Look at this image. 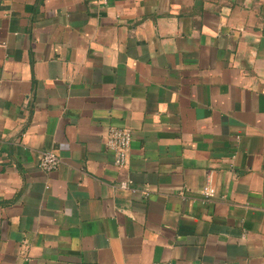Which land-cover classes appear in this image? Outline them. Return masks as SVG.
Instances as JSON below:
<instances>
[{
  "label": "crops",
  "instance_id": "obj_1",
  "mask_svg": "<svg viewBox=\"0 0 264 264\" xmlns=\"http://www.w3.org/2000/svg\"><path fill=\"white\" fill-rule=\"evenodd\" d=\"M0 264H264V0H0Z\"/></svg>",
  "mask_w": 264,
  "mask_h": 264
},
{
  "label": "built area",
  "instance_id": "obj_2",
  "mask_svg": "<svg viewBox=\"0 0 264 264\" xmlns=\"http://www.w3.org/2000/svg\"><path fill=\"white\" fill-rule=\"evenodd\" d=\"M131 130L123 125H109L104 136V145L113 153L114 164L119 168H124L128 163V156L131 143ZM59 164V157L50 149H45L40 152L38 166L43 170H52ZM131 179L128 177L119 181L120 188H129ZM202 194L205 197L214 196L215 191L210 184L205 183L201 188Z\"/></svg>",
  "mask_w": 264,
  "mask_h": 264
}]
</instances>
